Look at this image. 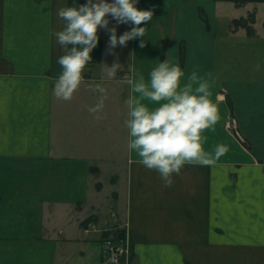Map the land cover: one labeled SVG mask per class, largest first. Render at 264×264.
Instances as JSON below:
<instances>
[{
    "label": "crops",
    "instance_id": "obj_1",
    "mask_svg": "<svg viewBox=\"0 0 264 264\" xmlns=\"http://www.w3.org/2000/svg\"><path fill=\"white\" fill-rule=\"evenodd\" d=\"M72 3L0 0V264H107L108 237L130 242L126 264H264V0H138L154 9L145 37L114 54L98 28L93 61L64 100L55 32ZM167 55L187 73H214L219 119L204 147L228 146L214 163L186 164L172 186L128 149L130 85L103 79V62L147 77ZM97 83L102 119L85 106Z\"/></svg>",
    "mask_w": 264,
    "mask_h": 264
},
{
    "label": "clouds",
    "instance_id": "obj_2",
    "mask_svg": "<svg viewBox=\"0 0 264 264\" xmlns=\"http://www.w3.org/2000/svg\"><path fill=\"white\" fill-rule=\"evenodd\" d=\"M153 13V8L139 7L138 0H74L60 7L58 16L65 23L55 36L65 51L57 58L61 71L53 86L55 96L70 100L80 87L85 67L93 61L92 50L100 40L98 28L109 33L107 51L116 54L118 45L145 37ZM110 19L115 23L110 25ZM121 23L132 26L118 34L117 26ZM139 43L144 46L146 39ZM103 64V79H117L130 85L124 122L129 151L134 150L147 168L155 169L165 186L173 185L175 174L186 164H211L228 151L223 143L212 150L204 147V130L213 128L219 119V97L213 99L211 91V81L215 79L212 71L201 74L193 68L187 73L168 55L156 58L147 77L140 69H135L131 76L118 77L123 65L119 59ZM256 67H264V62H258ZM185 78L187 82L182 83ZM94 91L96 102L85 106L97 119H102L107 88L97 83Z\"/></svg>",
    "mask_w": 264,
    "mask_h": 264
},
{
    "label": "built area",
    "instance_id": "obj_3",
    "mask_svg": "<svg viewBox=\"0 0 264 264\" xmlns=\"http://www.w3.org/2000/svg\"><path fill=\"white\" fill-rule=\"evenodd\" d=\"M103 252L107 264H123L127 261L130 253V242L125 238H105L103 240Z\"/></svg>",
    "mask_w": 264,
    "mask_h": 264
},
{
    "label": "rangeland",
    "instance_id": "obj_4",
    "mask_svg": "<svg viewBox=\"0 0 264 264\" xmlns=\"http://www.w3.org/2000/svg\"><path fill=\"white\" fill-rule=\"evenodd\" d=\"M113 23H115V20H113ZM128 23H123L122 25L120 24V25H118L117 27H118V30H121V27L123 28V29H125V27H126V25H127ZM183 55V51H182V47L180 48V56H182ZM225 102H226V100H225ZM226 127H227V129H230L231 131H233V132H235V131H237L236 130V123H235V119L234 118H229L227 121H226Z\"/></svg>",
    "mask_w": 264,
    "mask_h": 264
},
{
    "label": "trees",
    "instance_id": "obj_5",
    "mask_svg": "<svg viewBox=\"0 0 264 264\" xmlns=\"http://www.w3.org/2000/svg\"><path fill=\"white\" fill-rule=\"evenodd\" d=\"M253 19H252V16L250 17V16H248V18H241V19H239V20H236L235 21V24L236 25H241V26H247L248 25V22L250 21H252Z\"/></svg>",
    "mask_w": 264,
    "mask_h": 264
},
{
    "label": "water",
    "instance_id": "obj_6",
    "mask_svg": "<svg viewBox=\"0 0 264 264\" xmlns=\"http://www.w3.org/2000/svg\"><path fill=\"white\" fill-rule=\"evenodd\" d=\"M72 45L70 44V47H71Z\"/></svg>",
    "mask_w": 264,
    "mask_h": 264
}]
</instances>
